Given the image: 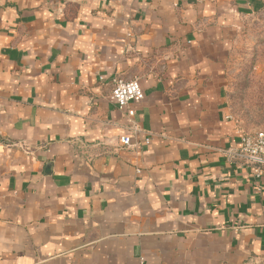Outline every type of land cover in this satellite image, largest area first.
Segmentation results:
<instances>
[{
  "label": "crops",
  "instance_id": "1",
  "mask_svg": "<svg viewBox=\"0 0 264 264\" xmlns=\"http://www.w3.org/2000/svg\"><path fill=\"white\" fill-rule=\"evenodd\" d=\"M263 7L0 0V264H264L225 72L230 24ZM137 77L135 135L112 92Z\"/></svg>",
  "mask_w": 264,
  "mask_h": 264
},
{
  "label": "rangeland",
  "instance_id": "2",
  "mask_svg": "<svg viewBox=\"0 0 264 264\" xmlns=\"http://www.w3.org/2000/svg\"><path fill=\"white\" fill-rule=\"evenodd\" d=\"M229 27L225 72L234 117L246 130L264 128V7Z\"/></svg>",
  "mask_w": 264,
  "mask_h": 264
},
{
  "label": "built area",
  "instance_id": "3",
  "mask_svg": "<svg viewBox=\"0 0 264 264\" xmlns=\"http://www.w3.org/2000/svg\"><path fill=\"white\" fill-rule=\"evenodd\" d=\"M112 96L118 108L127 113L133 133L139 134L142 129L135 118L136 110L133 105L139 104L145 97L140 79L138 77L129 80L117 79ZM150 140L151 138L147 137L145 143L149 144ZM120 143L125 147L136 145L131 135L120 136ZM230 153L244 159L254 177L260 179L264 173V129L244 131L238 151H230Z\"/></svg>",
  "mask_w": 264,
  "mask_h": 264
},
{
  "label": "water",
  "instance_id": "4",
  "mask_svg": "<svg viewBox=\"0 0 264 264\" xmlns=\"http://www.w3.org/2000/svg\"><path fill=\"white\" fill-rule=\"evenodd\" d=\"M50 167V165H48V168Z\"/></svg>",
  "mask_w": 264,
  "mask_h": 264
}]
</instances>
